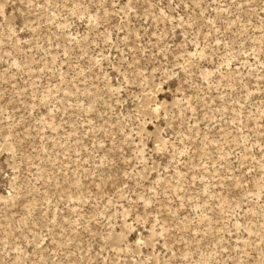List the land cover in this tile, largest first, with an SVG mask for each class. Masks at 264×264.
I'll return each instance as SVG.
<instances>
[{
	"label": "rangeland",
	"instance_id": "374dc122",
	"mask_svg": "<svg viewBox=\"0 0 264 264\" xmlns=\"http://www.w3.org/2000/svg\"><path fill=\"white\" fill-rule=\"evenodd\" d=\"M0 264H264V0H0Z\"/></svg>",
	"mask_w": 264,
	"mask_h": 264
}]
</instances>
